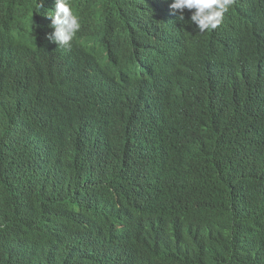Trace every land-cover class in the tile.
Instances as JSON below:
<instances>
[{
	"label": "trees",
	"instance_id": "1",
	"mask_svg": "<svg viewBox=\"0 0 264 264\" xmlns=\"http://www.w3.org/2000/svg\"><path fill=\"white\" fill-rule=\"evenodd\" d=\"M247 37L234 80L199 69L159 108L76 56L0 39V264H264L263 52ZM150 153L179 208L124 236L112 221Z\"/></svg>",
	"mask_w": 264,
	"mask_h": 264
},
{
	"label": "clouds",
	"instance_id": "2",
	"mask_svg": "<svg viewBox=\"0 0 264 264\" xmlns=\"http://www.w3.org/2000/svg\"><path fill=\"white\" fill-rule=\"evenodd\" d=\"M0 4L8 6L0 16L4 30L0 39L10 35L23 40L27 35L33 42L76 56L96 82L143 89L144 99L154 108L163 99L174 98L183 77L192 79L199 69L210 68L217 78L234 80L240 74L247 36H253L262 43L252 40L263 52L255 84L256 96L264 104V0H0ZM158 43H168L165 51L157 48ZM155 55L160 56L150 66ZM135 175L136 207L112 221L128 237L140 231L143 212L157 221L179 208L155 153L138 162ZM110 244L119 248L118 243Z\"/></svg>",
	"mask_w": 264,
	"mask_h": 264
},
{
	"label": "bare ground",
	"instance_id": "3",
	"mask_svg": "<svg viewBox=\"0 0 264 264\" xmlns=\"http://www.w3.org/2000/svg\"><path fill=\"white\" fill-rule=\"evenodd\" d=\"M225 15H226V14H225ZM229 31H230L231 35H233L234 32H232L231 29H230ZM158 44H159V43H158ZM160 45L164 47V44H160ZM176 45H177V43L173 46L174 51H176V50H175V48H176L175 46H176ZM167 46H168V43H166V45H165V49H166ZM157 48H160V46L157 45ZM162 50H163V49H162ZM177 54H178V52H176L173 56H177ZM158 56H160V55H155V57H154L153 59L150 60V63H151L150 66H153L152 61L157 60ZM173 58H174V57H173ZM168 61H169V62H167V64H170L172 60H168ZM168 66H169V65H168Z\"/></svg>",
	"mask_w": 264,
	"mask_h": 264
}]
</instances>
